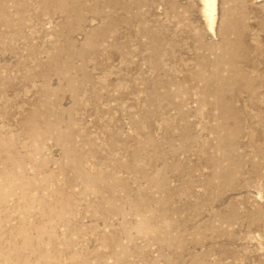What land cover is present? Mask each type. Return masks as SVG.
Instances as JSON below:
<instances>
[{"label":"rangeland","instance_id":"1","mask_svg":"<svg viewBox=\"0 0 264 264\" xmlns=\"http://www.w3.org/2000/svg\"><path fill=\"white\" fill-rule=\"evenodd\" d=\"M0 0V264H264V0Z\"/></svg>","mask_w":264,"mask_h":264},{"label":"bare ground","instance_id":"2","mask_svg":"<svg viewBox=\"0 0 264 264\" xmlns=\"http://www.w3.org/2000/svg\"><path fill=\"white\" fill-rule=\"evenodd\" d=\"M218 0H202L204 4V13L209 26V30L214 33L216 26V11Z\"/></svg>","mask_w":264,"mask_h":264}]
</instances>
